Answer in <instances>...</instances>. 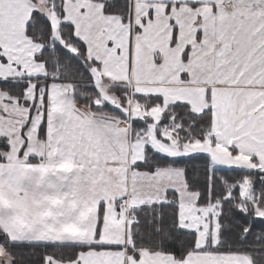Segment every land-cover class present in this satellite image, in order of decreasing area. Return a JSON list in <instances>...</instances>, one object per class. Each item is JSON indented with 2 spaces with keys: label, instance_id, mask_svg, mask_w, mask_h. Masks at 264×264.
<instances>
[{
  "label": "snow or ice",
  "instance_id": "1",
  "mask_svg": "<svg viewBox=\"0 0 264 264\" xmlns=\"http://www.w3.org/2000/svg\"><path fill=\"white\" fill-rule=\"evenodd\" d=\"M0 264H264V0H0Z\"/></svg>",
  "mask_w": 264,
  "mask_h": 264
}]
</instances>
